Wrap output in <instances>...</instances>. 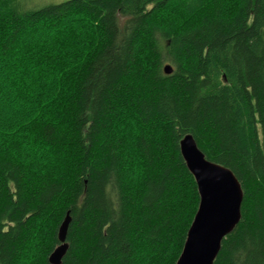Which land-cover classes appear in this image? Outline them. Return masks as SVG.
<instances>
[{"label": "trees", "instance_id": "1", "mask_svg": "<svg viewBox=\"0 0 264 264\" xmlns=\"http://www.w3.org/2000/svg\"><path fill=\"white\" fill-rule=\"evenodd\" d=\"M186 134L244 192L214 264H264V0H0V264L68 211L61 264H176Z\"/></svg>", "mask_w": 264, "mask_h": 264}, {"label": "water", "instance_id": "2", "mask_svg": "<svg viewBox=\"0 0 264 264\" xmlns=\"http://www.w3.org/2000/svg\"><path fill=\"white\" fill-rule=\"evenodd\" d=\"M172 70L170 64L164 66L167 74ZM180 150L195 177L200 200L176 264H214L222 240L241 219L242 185L230 168L206 158L192 134L181 139ZM70 222L68 211L58 230L60 244L48 257L51 264H61L68 250Z\"/></svg>", "mask_w": 264, "mask_h": 264}, {"label": "bare ground", "instance_id": "3", "mask_svg": "<svg viewBox=\"0 0 264 264\" xmlns=\"http://www.w3.org/2000/svg\"><path fill=\"white\" fill-rule=\"evenodd\" d=\"M70 212V211H69Z\"/></svg>", "mask_w": 264, "mask_h": 264}]
</instances>
